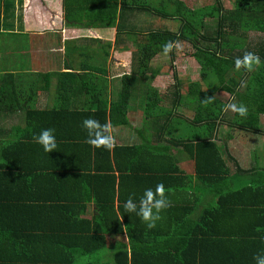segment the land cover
Returning <instances> with one entry per match:
<instances>
[{"label":"trees","instance_id":"16d2710c","mask_svg":"<svg viewBox=\"0 0 264 264\" xmlns=\"http://www.w3.org/2000/svg\"><path fill=\"white\" fill-rule=\"evenodd\" d=\"M21 1L23 5L24 0ZM15 5V0H0V34L3 31L10 34L15 31L14 24L9 21L14 20ZM26 5L29 10L36 9L37 13L41 12L42 6L47 11L48 20L44 21L37 20V14L29 11L25 15L38 24L29 30L33 35L56 32L62 35L60 32L66 29L77 28L99 36L101 31L102 36H108V41L99 38L100 43L97 44L104 59L111 56L113 35L116 39L117 36L127 37L138 47L134 51L114 50L109 66L102 61V57L86 58L84 64L91 71L85 72L82 79L81 75L72 73L73 69L69 67L70 71L63 73L2 75L4 87L0 91V110L24 112L26 117L24 127L15 136V141L10 142L14 149L16 146H29V142L22 140L28 139L36 129L34 122L41 120L43 124L50 123L52 117L58 128L55 131V151L60 150L62 153L72 149V154L85 151L94 165L76 166L74 173L68 174H56L53 172H57V168L44 166L36 171L38 175H29L48 161L42 160L33 168H29V165L34 162L25 163L24 173H21V166L14 159L0 164V170H3L0 172H8L19 183L27 178V191H34L32 187L38 185L39 179L45 181L47 185L44 188L49 190L43 191L38 197L29 192L26 194L17 183V186L13 185L7 190L8 198L4 194L0 195V264H209L204 260H168L161 257L149 261L148 256L142 257V252H153L151 247L140 244L141 240H146V226L135 214H126L123 209V203L129 196L138 198L142 195V192L132 191V177L150 181L151 187L145 186L144 190L154 189L159 183L165 187L168 178L182 173L171 151L173 146H182L183 151L190 154L201 180L216 193V202L206 208L201 217L202 220L212 216L217 218L221 229L210 232L203 224L193 225L197 239L192 241L188 235L175 234L174 231H178L175 226L172 227L171 236L160 241L161 247L166 249L171 244L168 251L170 255L179 254L180 257L194 249L201 254L214 251L220 255V259L210 264H255L253 257L264 252V181L260 180L264 177V168L257 166L254 169L250 186L228 193L226 183L231 169L216 138L228 113L224 110L228 103L218 97L225 93L235 100L232 103L247 107V114L243 117L233 113L231 125L235 124L252 133L260 132V117L264 116V0H235L231 10L225 9L222 0H213V3L197 9L190 8L183 0H52L49 8L45 0H26ZM139 13H155L165 20L179 19L180 28L175 32L152 28L139 31L131 26ZM20 19L22 23V17ZM28 26L26 22L25 29ZM250 35H259L260 39L251 42ZM165 42L173 43L169 52L172 59L190 57L196 61L200 67L201 80L194 84L187 96L179 91L178 87L182 84L179 80L170 99L162 97L151 83H144L140 90L145 103V116L156 128V133L169 136L171 133L168 132H174L173 122L187 123L185 118L175 113L177 108L183 105L184 99L193 100L196 97V103L193 104L195 117L189 121L193 128L188 129L189 134L179 131L181 134L178 137L171 136L168 145L153 144L151 140L133 147L89 145L82 121L91 118L101 125L108 121L114 125H126L132 90L142 85L139 79L144 77L152 60L163 54L161 46ZM179 43L191 46L192 51L181 50ZM53 44L58 46L59 43L54 41ZM246 52L257 55L260 63L250 69H235L234 60ZM127 55L130 58L124 63L118 58ZM166 68L168 72L169 68ZM158 72H154L152 77ZM25 75L30 76L28 80ZM53 77L60 80L56 105L42 110L37 107V93L47 87ZM108 77H119L123 84L117 101L112 103H109ZM8 78L21 81L10 84L6 83ZM71 78L75 79L76 84ZM68 89L76 94L72 97L62 96L61 90ZM84 91L87 96L82 102L79 96ZM11 95L17 96L13 98ZM167 100L172 103L170 108L162 105ZM71 127L74 129L70 130ZM45 128L35 132L39 133ZM8 147H11L9 143L3 149L4 156L9 151ZM101 157H105L108 162L104 164ZM229 158L234 162L236 171L244 172L233 157ZM70 175L73 178L69 181L75 189L70 195L71 201L66 196H53L52 186L63 182L64 190H67L66 179ZM152 181L156 184H152ZM93 200L96 204L95 216L93 220H85L82 216L86 205ZM246 210H249L250 215L244 214ZM228 217L232 218L229 224ZM228 225L233 228L227 229ZM100 226L105 229L102 230ZM103 231L113 237L127 233L129 247H121L114 263L92 259L107 245ZM157 239L161 238L157 236Z\"/></svg>","mask_w":264,"mask_h":264},{"label":"crops","instance_id":"0c3cea01","mask_svg":"<svg viewBox=\"0 0 264 264\" xmlns=\"http://www.w3.org/2000/svg\"><path fill=\"white\" fill-rule=\"evenodd\" d=\"M38 14L39 13H37V15ZM32 20L33 19H31L30 17H28L27 19H24V24L22 23V25H20V27L23 26V28L19 27L20 29L19 32L21 35L24 34L23 31L26 32L25 33L26 35L27 34L33 35L30 33L31 31L29 30L38 26V24L36 20H33V21ZM37 20L44 21L48 19H47V16L42 15ZM26 22L28 24L30 23L28 26V29H25ZM66 31L67 33H65ZM65 32L64 31L60 32L62 35H58L57 32L55 34L54 33H51V34L41 33L38 35H33L32 37L36 40L34 44H37L36 46L34 44L31 45L33 49L35 47L37 48L40 47V44L46 42L47 40L53 42L56 40L57 37L59 39V42H58L59 44L58 46H53V47L51 45L47 46V49L49 47H52V50L48 52L50 56L49 54H45V56H42L41 58L30 57V59L26 60V62L24 63L26 64L24 70H18L15 67H12V69L10 68L9 70L6 71V68L1 66L0 67V91L4 87L3 86L4 84L2 83V80H3L2 77L6 73L13 74V75H19V74L23 75L27 73L37 74V73H48V72L49 73H63V72L70 71L68 70V67H69L73 69L72 73L81 75L82 76L81 79H82L85 72L91 71L90 70L91 68L87 67L84 64L86 62V58L93 56L91 54L101 53L99 52L101 51V49L97 48V44L100 43L99 38H101L103 41H108L107 39L108 36L107 35L102 36L101 31H99V36H98L97 34L94 35L92 32L86 33L84 30H80L77 28L66 29ZM14 33L15 32H13L12 34L8 33V35H13ZM4 34L7 35L6 32ZM114 38L116 40V37ZM47 49L45 51H47ZM34 50L36 52L39 51V49L38 50L34 49ZM2 51L3 50L0 49V52ZM5 51L7 52L6 48H5ZM111 51L113 52L114 49L111 48L110 52ZM2 54L3 53H0V57H1L0 60H2L4 57L2 56ZM31 54L32 52L30 51L28 55H23V56H26L27 58ZM51 58H54V59L51 60ZM43 59H47V62L44 65L40 66L41 61ZM2 65L6 66L5 60H4V64ZM118 78L119 77H116V78L108 77L109 84H107V88H108V95H109V101H110L109 103H112L111 101L116 100L122 90L123 84L121 80L120 81L117 80ZM77 79H80V78H77ZM62 80L65 81V78H63ZM70 80H72L73 83L76 84V81L74 82L75 80L74 78H71ZM20 81H21L20 79L19 80L17 79L12 80L11 78L6 79V83H10V84H13V83L18 84L20 83ZM120 82H121V85L119 84ZM59 83H60V80L58 79V77H53V79L49 82V85L45 88H42V90H40L37 93L38 102H39V99L41 98L42 106H44V107L39 106L37 102L38 108L42 110L48 108L47 106L50 103L49 94L52 95V91H53L52 89L53 87H56L54 90V93L57 96L58 89H59ZM61 93H62V96L64 94L67 97L69 96L72 97L74 96V94H76L75 91L72 92L69 89L67 91L61 90ZM84 95L81 93L79 96L82 102L86 100L87 95L85 91H84ZM11 96L15 98L17 95H11ZM53 103L54 101H52V104ZM131 110H132V107L129 106V109L127 112L128 123L126 125H120V124L114 125L110 121H108L107 125L109 127H108L107 134L112 137L111 147L113 148L133 147V146H138L142 144L144 141H146L145 134L149 131L147 129V123H146L148 121L144 123L143 129L141 130L140 124H138L137 121H135L133 117L132 118L130 117L129 113ZM55 121L56 120H52V117H51L50 123L43 124L41 120L34 122V126L36 127V129L33 130V133L32 132L30 133L28 139L22 140L23 142H29L30 143L29 146H25L23 148L16 146V149H14L15 147L12 146L10 142L15 141V136L19 134L20 133L19 131H21V129L24 127L26 123L25 113L24 112H10V111L8 112V111L0 110V164L7 162L11 159H14L15 160L14 162H16L17 164L21 166V173H24L25 166L23 165L25 163L34 162L33 165L32 164L29 165V168H33L34 166L37 165L38 162L40 163L42 160L48 161V163H45L41 167H36L34 171L28 173L29 175H36L37 174L36 171L39 168H42L44 166H49V167L51 166L53 168H57L58 171L53 172L56 174H59V173L68 174L70 172L74 173V167L76 166L90 167L91 164L93 166L94 162H92L89 159V156L87 157V153L85 151H81V152L76 151L75 154H72L71 153L72 149L68 152L62 151V153L60 150L59 152L55 151L56 150L55 149L54 150L55 153L48 154V153L43 152L41 147L37 146L33 137L35 135H38L39 133L35 131H37L38 129L47 127V128H52L57 132L58 128L57 126H55ZM148 124L151 125V127H149L151 128V131L153 130L155 131V132H152L150 136L152 137L151 141L153 142V144L168 145V141L171 138V136L178 137L181 134L176 129L174 132H168L171 134H169V136L167 135L166 137H164V136H161L160 133H156V128L154 127V125H152L151 123H148ZM191 128L193 127L191 126ZM72 129H74V127H71L70 130ZM70 130L68 131L69 133H71ZM215 138H216V134H215ZM7 143H9V146L11 147H8L9 151L4 156L3 149L5 148ZM182 148H183L182 146H178V148L173 146L171 150L173 155L175 156V159L178 161V167L180 168L182 173L174 175L173 177L171 176L170 178H168V181L166 182L165 187L169 186L168 189L166 190V195L168 199L170 200V207H168L166 210H164L161 213V219L157 222L155 228L151 230L147 228L144 229L145 230L144 236L146 237V240L140 241V244L142 246L151 247V249H153V252L150 253L146 251L145 253L142 252L141 255L142 257L143 255L148 256L147 260L149 261L162 257L168 260L174 259V258H180V259H186V260H192V261L204 260V262L210 264V262H217V260L220 259V255L215 253L214 251L209 250L207 253L203 252L205 254H201L197 250L194 249L193 252L189 251L188 253H186V255H181L180 257L179 254L170 255V252L168 251L169 249H171V244L166 249H163L160 244V241H165L166 237L171 236V234L173 233V229H174L172 227H175V226L178 227V231H174L175 234L181 235V236L188 235L191 237L192 241L197 239L195 236V230H193L194 229L193 225L203 224L204 226L208 227L210 232H214L216 230L221 229L217 218L214 219L213 216L208 217V219L202 220L201 215L203 211L216 202V193L213 192L212 190L213 188H207L205 186V183H203V181L200 178V175L197 173L195 169V162L190 157V154L188 152H184ZM19 149H23V150H19ZM228 150H229V144H228ZM248 151L249 150L247 149V152ZM24 152H26L27 154L23 155ZM71 155H74V156H71ZM16 156L18 158H14ZM75 156H78L79 158L78 157L73 158ZM228 156L230 157L232 155L228 154ZM229 157H228L229 159L228 165L230 166L231 172L227 176L226 184H227V189H229V191H227L228 193L236 192V191L241 190L244 187L250 186L253 183L252 182L253 180L252 172L254 171V169L257 166L259 167L263 166L264 168V158L261 156L258 157L254 155L253 158H251L247 154H244V156L242 157H237L235 155L233 158L238 162V164L241 167H243L242 169L244 170V172H239V171H236V166ZM100 159L103 160L104 164H106L105 162H108L105 157H101ZM0 171H3V170H0ZM14 172H16V170ZM7 173L5 174V172H0V195L4 194L6 198L9 197V196L7 197L6 195L7 190L11 188L13 185L17 186V183H19V180H17L12 175H8ZM116 175H118V172H116ZM70 178L72 179L73 176L70 175L68 179H66V184H67L66 191L64 190L65 183L63 182L62 184L59 183L55 187L52 186L53 196L55 195L66 196L70 198L69 201H71L72 196L70 195L73 192L74 186L72 182L69 181ZM132 178L133 179L130 180L131 183L130 182L129 183H130V186L134 187L132 191H136V193L137 192L143 193L144 191L143 188L145 186L151 187L149 184L150 181L146 179H141L140 177H137V176H134ZM117 180L119 181V178ZM260 180L264 181V177L260 178ZM22 183L23 185H21ZM151 183L154 185L156 184L155 181H152ZM26 184H27V178L25 181L22 179L18 185L19 187H22V190H25L26 194L27 192H29L32 195L39 197L43 191L48 190L44 188V186L47 184L42 179H39L38 185L32 187L34 191H27L25 188ZM103 185L104 184L102 183V186ZM63 194H66V195H63ZM95 208H96V204L94 200L89 202L86 205V210L84 211V214L82 217L85 220H93V217L95 216ZM241 210H243V208ZM248 211L249 210H246L244 214L250 215ZM230 219L232 218L228 217V220H227L228 224H229ZM100 228L102 230L105 229L103 226H100ZM232 228L233 226H229V225L227 226V229H232ZM104 232L105 231H103L102 234L106 237L107 245L104 250L97 252V254L94 255L92 259L96 261L101 260L106 263H109V262L114 263L115 256L117 255L119 251H121L120 250L121 247L122 246L129 247L128 236H127V233H125L123 236L113 237L112 235H110V233L107 234V232L105 233ZM157 236L160 237L161 239H157ZM211 241L213 240H210V242ZM152 246L155 247L156 249H154ZM156 250H159V251L156 253L155 252ZM218 255H219V258H218Z\"/></svg>","mask_w":264,"mask_h":264},{"label":"rangeland","instance_id":"374dc122","mask_svg":"<svg viewBox=\"0 0 264 264\" xmlns=\"http://www.w3.org/2000/svg\"><path fill=\"white\" fill-rule=\"evenodd\" d=\"M34 1V0H33ZM47 2V6L49 8L51 1L52 0H45ZM190 8L192 9H197L206 5H209L210 3H213V0H183ZM234 2L235 0H222V3L227 10H231L234 8ZM40 1H38V4ZM153 3V2H152ZM15 15L13 17V21L9 19L10 22H12L16 28L14 31L15 33L13 35H7L4 34L5 32L3 31V34H0V49L3 51L0 53H3L2 56L3 59L0 60V67L6 68V71L9 70L12 67H15L18 70H24L26 60L30 59V57H38L41 58L42 56H45V54H49L52 50V47L56 44H53L54 41H49L47 40L46 42L40 44V47H35L34 49H39V51H35L31 45L35 43V39L32 37L33 35L30 34H25L26 32L23 31L24 34H20L19 32V27L24 24V19H27L24 16L29 12L37 14L36 9H30L26 5V0H24V4L22 5L21 0H15ZM154 5V3L152 4ZM52 7V6H51ZM50 7V9H52ZM45 6H42L41 12L39 11V14L37 15V18L39 19L40 16H47L45 12H47ZM54 10V9H53ZM139 16L134 19L132 22L131 26L135 27V29H169L173 32L177 31L180 28V21L179 19L177 20H165L162 18H159L155 13L151 14H138ZM22 17V23H21V18ZM33 21V20H32ZM8 22V23H10ZM30 24V23H29ZM35 24V23H34ZM34 26V25H33ZM32 28V27H31ZM28 29V28H27ZM34 29V28H32ZM3 30V28H2ZM24 30V29H23ZM141 31V30H139ZM67 33V31L65 32ZM115 36V35H114ZM118 38V44H116V40L113 37L112 42H111V48L114 50H136L138 45L137 43H134L132 40H129L127 37ZM251 42H255L258 39H260L259 35H250ZM56 42H59L58 37L55 40ZM136 41V40H135ZM137 42V41H136ZM35 46L37 44H34ZM52 46L47 49V46ZM178 46L181 48V50H191V46L188 47L187 44H182L179 43ZM5 48L7 49V52L5 51ZM47 49V51H45ZM180 50V51H181ZM32 52L31 55H29L27 58L26 56L23 55H28L29 52ZM88 52V51H87ZM86 52V53H87ZM5 53V54H4ZM112 57V51L109 53ZM93 56H98L99 58L102 57L104 59L103 53H96V54H91ZM50 56V54H49ZM48 56V57H49ZM54 56V55H53ZM182 56V55H181ZM110 57L105 58L102 61H105L107 64L111 60ZM1 58V57H0ZM120 61L124 63V61H127L130 56H121L118 57ZM54 58H51V60ZM4 60L6 61V66L2 65L4 64ZM47 62V59H43L41 61L40 66L44 65ZM109 66V64H108ZM78 67V66H76ZM169 68V71H167V68ZM159 70H164L163 72H160ZM200 67L194 61L192 58H174L172 59V56L170 53L167 55L161 54L154 58L152 62L150 63L149 69L144 75L142 79H139L141 85L139 88L136 86L134 90H132V99L130 100V106L132 107V110L130 111L129 115L130 117L134 118L135 121H137L138 124H140L141 130L143 129V125L146 121L145 112H144V99L143 95L141 94V88L144 87V83H151V85L158 89L162 95V97L170 99L172 98L171 93L175 92L177 89V85L179 84V80L182 81L181 86H179V91L181 92L182 95L187 96L188 92H190L194 88V84L199 82L201 80L200 78ZM160 73H159V72ZM154 72H158V74L155 77H152V74ZM5 73V72H4ZM3 74V73H2ZM24 77L29 79L28 75H25ZM117 80H121L118 78ZM31 82V80L29 81ZM121 85V82L119 83ZM56 87H53L52 95L49 94V100L50 103L47 106L48 108H53L56 104L57 97L54 93ZM84 95V94H83ZM85 96V95H84ZM224 103H232L235 100L228 94H222L218 96ZM41 98L39 99L38 105L41 107ZM52 101L54 103L52 104ZM62 103V102H61ZM194 103H196V97L192 98H187L183 100V105L179 106L176 110V114L182 116L187 119V122L184 123H175L173 122L174 129L178 131H182L183 133H188L191 125V121L195 117V109ZM163 106L170 108L172 103L167 100L162 103ZM63 106V104H62ZM233 113L232 111H228L226 113V119L225 122L220 126L218 130V136L216 138V143L219 145L222 155H225L227 160L228 159V154L232 155L230 157H234L235 155L237 157H242L244 154H247L251 158H253L254 155L258 157H263L264 158V117H260V132L259 133H252L248 131H244L242 127L237 126V125H231V122L233 121ZM193 117V119H192ZM192 119V120H191ZM191 120V121H190ZM190 121V122H189ZM147 123V129L149 130L145 135H146V141L143 143H148L149 140H152L151 133L155 132L154 130L151 131V125ZM177 123V124H176ZM136 124V123H135ZM235 127V128H234ZM152 144V143H151ZM228 144H229V150H228ZM247 149L249 150L247 152ZM247 157V156H246Z\"/></svg>","mask_w":264,"mask_h":264},{"label":"clouds","instance_id":"9594fccd","mask_svg":"<svg viewBox=\"0 0 264 264\" xmlns=\"http://www.w3.org/2000/svg\"><path fill=\"white\" fill-rule=\"evenodd\" d=\"M162 53L167 55L173 48L172 42H165L162 46ZM235 69H250L253 65L260 63V59L252 52H246L242 57L234 60ZM225 111H232L243 117L247 114V107L243 104L228 103L224 106ZM82 127L87 131L86 142L92 146H111L112 137L108 135V125H101L98 121L88 118L82 121ZM36 144L41 146L43 152L51 153L57 148L55 130L52 128L42 129L38 135L33 137ZM170 207V200L166 195V189L162 183L155 188L144 189L138 198L129 196L123 203L126 214H135L139 220L151 230L156 227L161 219V213ZM255 264H264V252L253 257Z\"/></svg>","mask_w":264,"mask_h":264}]
</instances>
